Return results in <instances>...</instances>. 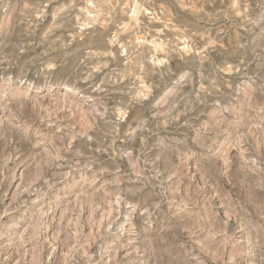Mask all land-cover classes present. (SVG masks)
Returning <instances> with one entry per match:
<instances>
[{"label": "rangeland", "instance_id": "1", "mask_svg": "<svg viewBox=\"0 0 264 264\" xmlns=\"http://www.w3.org/2000/svg\"><path fill=\"white\" fill-rule=\"evenodd\" d=\"M0 264H264V0H0Z\"/></svg>", "mask_w": 264, "mask_h": 264}, {"label": "bare ground", "instance_id": "2", "mask_svg": "<svg viewBox=\"0 0 264 264\" xmlns=\"http://www.w3.org/2000/svg\"><path fill=\"white\" fill-rule=\"evenodd\" d=\"M72 97H73V100L77 101V97H76V96L72 95ZM40 220H41V219H39V221H40Z\"/></svg>", "mask_w": 264, "mask_h": 264}]
</instances>
